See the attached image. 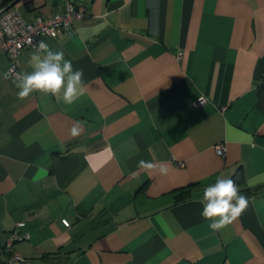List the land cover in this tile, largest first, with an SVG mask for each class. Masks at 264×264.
Listing matches in <instances>:
<instances>
[{"label":"crops","instance_id":"0c3cea01","mask_svg":"<svg viewBox=\"0 0 264 264\" xmlns=\"http://www.w3.org/2000/svg\"><path fill=\"white\" fill-rule=\"evenodd\" d=\"M9 1L27 21L65 3ZM74 1L86 17L41 36L83 71L74 104L19 99L0 52V264L19 221L29 238L13 252L24 264H264V0ZM105 21L81 39L78 29ZM36 51L18 56L22 74ZM236 171L239 188L260 191L213 231L203 189Z\"/></svg>","mask_w":264,"mask_h":264},{"label":"clouds","instance_id":"9594fccd","mask_svg":"<svg viewBox=\"0 0 264 264\" xmlns=\"http://www.w3.org/2000/svg\"><path fill=\"white\" fill-rule=\"evenodd\" d=\"M107 27V22L95 25L92 28L81 27L78 32L81 39H88L90 35L98 34ZM37 51L28 61L30 72L17 75L16 87L19 89L17 97L21 100L28 98L32 93L39 92L44 95L54 96L58 102L66 105L74 104L86 89L83 82V71L74 70L72 62L64 58L62 51H54L43 41L36 44ZM8 74H5V79ZM79 122L70 130L73 137L81 134ZM138 167L145 170H158L166 175L169 168L166 164H154L150 161L140 160ZM202 216L211 220L209 228L213 231L228 226L235 221L247 208L248 198L241 194L236 182L223 176L203 189Z\"/></svg>","mask_w":264,"mask_h":264},{"label":"built area","instance_id":"2783aa9c","mask_svg":"<svg viewBox=\"0 0 264 264\" xmlns=\"http://www.w3.org/2000/svg\"><path fill=\"white\" fill-rule=\"evenodd\" d=\"M64 8L49 16L37 15L32 20H25L18 10L10 6L9 0H0V52H5L10 58L8 74L17 79L22 74L18 69L17 58L25 47L36 48L37 42L41 41L42 35H49L53 38L59 37L65 30H68L75 19L86 17V8L82 3L74 0H64ZM206 101L200 96L193 101L198 107ZM217 153L224 152L222 142L215 144ZM25 222L19 221L9 232L5 240V249L9 255L5 258V264H24L25 258L13 252L15 242L28 239L27 232L20 231Z\"/></svg>","mask_w":264,"mask_h":264},{"label":"trees","instance_id":"16d2710c","mask_svg":"<svg viewBox=\"0 0 264 264\" xmlns=\"http://www.w3.org/2000/svg\"><path fill=\"white\" fill-rule=\"evenodd\" d=\"M230 178L236 182L238 187H240L243 183V176L237 171L234 174H232V176ZM196 184H198V183L190 184L188 190H180L175 195V200L181 201V200H184V199L192 196V188L191 187H194ZM239 189H240L241 194H243V195L255 194V193L260 191V187H255V188L242 187Z\"/></svg>","mask_w":264,"mask_h":264}]
</instances>
